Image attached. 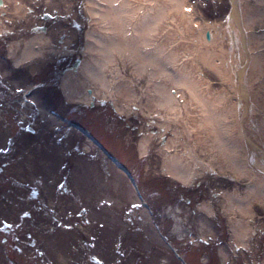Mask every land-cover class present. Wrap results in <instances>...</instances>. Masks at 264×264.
I'll use <instances>...</instances> for the list:
<instances>
[{"label":"rangeland","instance_id":"1","mask_svg":"<svg viewBox=\"0 0 264 264\" xmlns=\"http://www.w3.org/2000/svg\"><path fill=\"white\" fill-rule=\"evenodd\" d=\"M15 1L29 8L25 16L15 15ZM88 2L6 0L2 18L10 33L0 35V264H264V197L252 204L248 247L234 243L233 222L224 206L225 193L244 194L258 179L254 171L250 177L234 171L228 148H221L234 135L238 140L241 130L232 116L240 115L237 85L222 64L225 30L232 22L230 1H113L123 18L109 10L116 29V35L109 29V38L122 35L120 42L125 39L142 52L129 51L132 59L125 67L133 74L131 83L148 89L140 90L144 102L133 99L139 108L125 114L111 99L70 101L61 87L75 57L85 54L93 25ZM145 5H153L158 16L148 29L142 12L134 23L128 17ZM242 9L256 45L251 78L257 81L249 87L250 99L264 126V0H242ZM208 30L219 48L206 58L202 44ZM40 32L50 38L48 56L16 67L11 45H24ZM142 40L156 43L153 54L140 50ZM119 50L113 53L116 70L125 68ZM159 80L173 85L177 101L188 105L189 118L198 102L213 106L206 123L181 118L179 108L171 105L175 100L164 102L165 107L158 104L152 88ZM163 109L169 116L160 120L156 111ZM223 111L227 131L212 119ZM149 131L154 135L141 156L139 143ZM208 137L206 152L200 141ZM169 138L177 142L172 152L192 146L201 163L213 166H199L190 184L172 178L163 170L161 149ZM245 152V145H239V162L245 158L253 170ZM206 204L212 214L202 208Z\"/></svg>","mask_w":264,"mask_h":264},{"label":"bare ground","instance_id":"2","mask_svg":"<svg viewBox=\"0 0 264 264\" xmlns=\"http://www.w3.org/2000/svg\"><path fill=\"white\" fill-rule=\"evenodd\" d=\"M88 1V15L93 23V25L90 26L91 30H89L88 32L89 41L87 42L86 49L84 50V57L81 58L77 56L76 59H74V61L72 62V65L65 71L61 84L62 90L65 93L66 98L70 101H82L86 104H89L90 101L94 100L95 98H97L98 100L111 99L118 113H129L130 111L134 110L135 107L133 106L139 108V102L135 104L133 99L136 100V97H139L142 102L146 100L144 95L140 94V90H143V92H147L148 89L145 85L144 88L142 87V85L138 87L135 86V84L131 83L130 77L133 78V74L130 73L129 75V72H127L128 69L125 67L126 63H131L132 57L129 51H134L136 52V54H141L142 52H139V50L137 49H132L130 43L125 39H123V42H120L119 39H122V35L118 38L114 37L116 35V29H114L111 21V24L109 23V10L111 11V16L113 15L114 18L118 19L120 17L119 20L123 18V12H121L122 10L120 9L121 7L115 8V5L113 3V1L115 0ZM120 1L123 2L126 0ZM237 3L239 5L237 6V9H235L234 13H231L230 7V18L232 22L231 25L228 26L225 30L226 33L224 36L225 40H223V44L225 45V43H227V50H223L224 46L221 48V50L223 53L227 54L226 58L222 60L223 67L225 69H228V76H230L233 80L234 86L237 85L238 103L240 101L239 95H241L242 97L243 103H241L240 105L238 104L240 115L237 116V113H235L234 115L232 114V116H236L234 118L235 126L239 127L241 130L240 134L238 135V140L234 135L233 137H231L230 141H227L228 143L223 141L221 143L222 147H220L228 148V153L226 154L229 155L228 157L231 161V165L235 167L234 171L239 170L240 172H245L249 177L252 175L253 171L256 175H258V179L256 180V182L253 181L248 184L247 191L244 194L240 192H227L224 194L226 195V202L224 203V206L226 211L230 212V218L233 222L232 232L234 235V243L237 246L239 245L248 247L250 236L254 230L253 217L255 210L252 207V204H254L255 201H258V199H261L262 196L264 197V126L260 123L261 112L258 111L257 113H255L253 108L254 105H252L253 103L251 102L249 93V87H253L257 81V79L251 78L257 59L255 57L256 52L254 50L256 45H254L253 43L252 34L250 36V33L248 32V17H246L245 13L243 12L242 0H237ZM5 4L6 0H0V35H2L3 33H10L8 27L5 25V20H3L2 18V12L5 9ZM145 7H148L146 8V11H144ZM14 9L15 15L23 17L26 15V12L29 8L22 3L15 1ZM116 9L119 10L117 11ZM144 10L142 11L141 8L137 13L135 12V10H132V14H130L128 17H130V20L134 23L140 19V16H137L140 12H142L141 14H143L145 21L144 23L146 25V28L148 29L149 27L151 28V26H153V23H155L156 17L158 16H156V13H154L155 8L153 5H145ZM109 29H111L112 32L115 33V35L111 36L114 39L111 37L109 38ZM42 30L46 32L47 27L45 26L44 28H42ZM242 32L246 35L245 45H243L242 42ZM208 33L210 34V37L207 36ZM140 42L142 43L141 45H143L140 47L141 51L153 54L152 51L156 47L155 42L151 40H142ZM205 42L206 43L202 44V47L207 51L206 58H209V56L214 57V55L216 54L215 50L219 48V45H216L218 40L212 31H206ZM49 43L50 38L44 32L34 33L31 37H28V39L24 41V45L14 42L10 47L9 56L14 58V65L16 67H19L22 63H29L30 61L48 56L47 54L50 47ZM21 46L23 47L22 49ZM117 48H120V50L119 53L116 54L122 56V58H120V63H122V65H124L123 67H125L126 69L118 68L116 70L117 67H115L116 65L113 62L115 54L113 55V53ZM236 55H240V62H236ZM115 59L117 60V57H115ZM111 61L112 64L109 65V62ZM246 62L247 67L244 71V76L241 77V69ZM142 65H145L144 61L142 64L140 63V65H138L139 70L142 69ZM128 75L129 78L126 77ZM241 78L243 86L240 89ZM138 80L139 82H143V79H141L140 77ZM177 82L178 80H176V83ZM155 83L156 85L152 88V91L154 93L158 92L159 94L152 93V96H155V100L158 101V104L161 103L165 107L168 105L164 102L175 100L171 103V105L179 108V115L181 116V118L187 117L191 124H193L195 121L196 123H199L197 125L203 126L202 123H206L207 118H209L210 114L214 112V110L212 109L213 106L209 105L206 102H198V104L193 106L194 108L192 110L195 115L193 114V117L189 118L190 114L187 115V113L190 112V110L186 111L188 105L180 104L177 101L178 99L176 95L178 93L174 92L176 91V89L171 88V83L167 82V80H159ZM262 98V96H259L258 100L262 101ZM246 99L249 102L248 113L245 112L247 105L244 102L246 101ZM167 112L168 111L164 109L157 110L156 116H169ZM227 116L228 114L223 111L221 115H216L214 113L212 119L213 121L217 122L219 120V122H221L220 126H222L223 130L225 129L227 131ZM243 117H245L244 120H242ZM166 118L167 117H163L160 120ZM194 125L196 124L194 123ZM231 130L232 131L230 132H233V129ZM216 131L217 130L215 129V132ZM163 134L160 135V138H165L163 137ZM153 135L154 134L149 131V135L143 136V138H141V141L139 143V152L141 156L148 153L150 140ZM216 135L219 139L222 138V136L218 134V131L216 132ZM209 139H211V137H208L206 142L200 141L201 146L204 147L203 150L206 152L211 148ZM164 141V146L161 147V149L165 152V162L163 165V170L172 178L181 181L183 184H190L193 181L194 174L197 173L199 166L203 168L213 166L211 161L201 163V160L198 159V155L196 152H194L192 146L188 148L190 151H187L186 149H176L175 152H172V150L176 148V140L169 138ZM238 141H240L239 144ZM253 142L256 143L259 147L256 146ZM239 145H245L247 161L252 166L253 170L251 169V167H246L247 162H245V158L243 163L239 162L236 153ZM216 151L222 152L219 149H217ZM216 151L212 154L210 153L211 158H215L217 156ZM226 154L224 153V157H226ZM222 160L224 161V158ZM242 169L245 171H243ZM240 172L236 173V175L234 176H241ZM202 208L208 211L210 214L214 212L212 207L207 204Z\"/></svg>","mask_w":264,"mask_h":264},{"label":"water","instance_id":"3","mask_svg":"<svg viewBox=\"0 0 264 264\" xmlns=\"http://www.w3.org/2000/svg\"><path fill=\"white\" fill-rule=\"evenodd\" d=\"M230 3H231V13H234L235 12V9H237V6L239 5L238 3H237V0H230ZM236 14V13H235ZM207 36L208 37H210V34L208 33L207 34ZM242 42H243V45H245V38H246V35L242 32ZM245 49H246V47H245ZM247 65V62L245 63V65L244 66H242V69H241V73H240V76L241 77H243L244 76V71L246 70V66ZM240 89L242 88V86H243V82H242V78L240 79ZM89 91H91V90H89ZM239 97H240V101H239V103L241 104V103H243L242 102V97H241V95H239ZM244 103H246V105H247V108H246V113H248L249 112V108H248V104H249V102H248V100L246 99V101L244 102ZM244 118L245 117H243L242 118V120H244ZM254 143V142H253ZM256 146H258L256 143H254ZM259 147V146H258Z\"/></svg>","mask_w":264,"mask_h":264},{"label":"flooded vegetation","instance_id":"4","mask_svg":"<svg viewBox=\"0 0 264 264\" xmlns=\"http://www.w3.org/2000/svg\"><path fill=\"white\" fill-rule=\"evenodd\" d=\"M77 57V56H76ZM76 57H75V59H76ZM8 250H12V248H11V246L9 247V249Z\"/></svg>","mask_w":264,"mask_h":264}]
</instances>
